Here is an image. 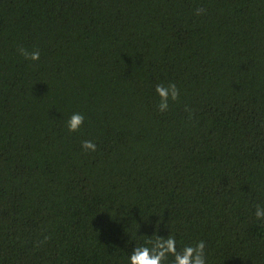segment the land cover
I'll use <instances>...</instances> for the list:
<instances>
[{
  "label": "trees",
  "instance_id": "1",
  "mask_svg": "<svg viewBox=\"0 0 264 264\" xmlns=\"http://www.w3.org/2000/svg\"><path fill=\"white\" fill-rule=\"evenodd\" d=\"M257 205L264 0H0V264H129L157 237L264 264Z\"/></svg>",
  "mask_w": 264,
  "mask_h": 264
},
{
  "label": "clouds",
  "instance_id": "2",
  "mask_svg": "<svg viewBox=\"0 0 264 264\" xmlns=\"http://www.w3.org/2000/svg\"><path fill=\"white\" fill-rule=\"evenodd\" d=\"M205 9L198 8L197 15H202ZM19 53L26 59L38 61L40 52L29 51L23 47L18 49ZM156 95L159 97L157 109L164 113L168 111L170 102H176L180 96V90L175 83H160L155 86ZM85 117L81 113H73L67 121L68 131L77 132L83 125ZM81 147L85 150L95 151L96 145L90 140L82 142ZM255 216L258 220L264 219V208L257 205ZM172 257V264H206L205 243L198 242L195 246H185L178 252L174 238H161L152 242V247H136L130 254L129 264H165L169 257Z\"/></svg>",
  "mask_w": 264,
  "mask_h": 264
}]
</instances>
